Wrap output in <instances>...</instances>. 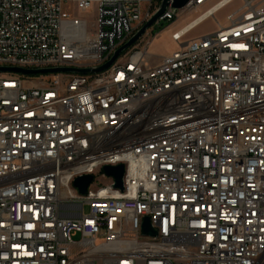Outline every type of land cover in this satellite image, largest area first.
I'll list each match as a JSON object with an SVG mask.
<instances>
[{
  "label": "built area",
  "instance_id": "built-area-1",
  "mask_svg": "<svg viewBox=\"0 0 264 264\" xmlns=\"http://www.w3.org/2000/svg\"><path fill=\"white\" fill-rule=\"evenodd\" d=\"M232 1L156 66L153 24L101 72L0 71V264H264V0L183 40ZM160 3L0 0V66H100Z\"/></svg>",
  "mask_w": 264,
  "mask_h": 264
},
{
  "label": "rangeland",
  "instance_id": "rangeland-1",
  "mask_svg": "<svg viewBox=\"0 0 264 264\" xmlns=\"http://www.w3.org/2000/svg\"><path fill=\"white\" fill-rule=\"evenodd\" d=\"M217 1L218 0H209L200 8L186 10L182 12L180 16L173 22L161 21L159 24H154L150 29L151 32L149 38H151V41L148 45L145 55L147 64L149 66H156L162 62L164 57L177 50L180 45L172 40L171 34L173 31L179 29L186 23L196 18L202 11ZM241 4V0H234L225 7L220 8L215 13L214 17H209L202 21L192 31H190L183 40L201 37L217 30L219 25H226V16L238 9ZM72 11L74 14L81 18H85L90 23L94 15L95 7L91 6L85 11H76L74 9Z\"/></svg>",
  "mask_w": 264,
  "mask_h": 264
},
{
  "label": "water",
  "instance_id": "water-1",
  "mask_svg": "<svg viewBox=\"0 0 264 264\" xmlns=\"http://www.w3.org/2000/svg\"><path fill=\"white\" fill-rule=\"evenodd\" d=\"M189 0H161V3L155 13L120 47H118L104 64L96 67L89 68H77V67H52V68H40V69H24L19 67H4L0 66V71L2 72H16L22 74H40V73H50V72H75L79 74H87V73H97L107 69L113 61L126 50L129 46H131L136 40H138L143 33L149 29L156 20L164 13L167 7L171 4L173 8H181L185 4H187ZM104 172L107 175L114 177L115 179V187L122 188V178L124 174L123 165L116 166H104ZM92 181V175H82L77 177L74 180V186L78 188L79 192L84 194L87 190V186ZM142 233L145 235H156V231L150 226L147 218L144 219L142 224Z\"/></svg>",
  "mask_w": 264,
  "mask_h": 264
},
{
  "label": "bare ground",
  "instance_id": "bare-ground-1",
  "mask_svg": "<svg viewBox=\"0 0 264 264\" xmlns=\"http://www.w3.org/2000/svg\"><path fill=\"white\" fill-rule=\"evenodd\" d=\"M220 9V7H217V8H215V9H213V11H218ZM187 25V24H186Z\"/></svg>",
  "mask_w": 264,
  "mask_h": 264
}]
</instances>
